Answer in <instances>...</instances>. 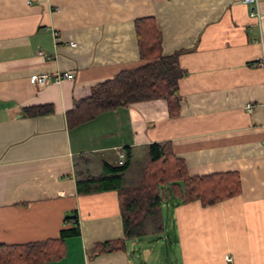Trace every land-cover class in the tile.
<instances>
[{
  "label": "crops",
  "instance_id": "crops-1",
  "mask_svg": "<svg viewBox=\"0 0 264 264\" xmlns=\"http://www.w3.org/2000/svg\"><path fill=\"white\" fill-rule=\"evenodd\" d=\"M141 19L158 31L152 56L177 53L184 71L178 115L154 99L68 128L75 101L146 61L135 33ZM262 58L264 0H0V245L57 238L75 214L79 235L45 264H161L163 250L173 264H264ZM56 72L73 77L33 82ZM44 104L53 112H24ZM154 142L169 143L189 177L235 174L238 192L203 205L165 187L163 230L124 239L116 191L77 194L74 165L80 155L119 162L128 146L136 158ZM122 239L116 251L91 254Z\"/></svg>",
  "mask_w": 264,
  "mask_h": 264
},
{
  "label": "trees",
  "instance_id": "trees-1",
  "mask_svg": "<svg viewBox=\"0 0 264 264\" xmlns=\"http://www.w3.org/2000/svg\"><path fill=\"white\" fill-rule=\"evenodd\" d=\"M135 33L140 58L146 61L95 84L87 97L75 101L65 114L68 128L118 107L154 99L166 102L171 117L178 115V80L184 71L178 65L177 53L152 56L158 45V31L150 19L136 21ZM24 112L39 116L52 113L53 108L50 104L29 106ZM122 154L121 163L105 159L97 163L90 155H80L74 165V176L77 194L116 191L124 239L163 230L161 205L165 187L183 203L199 200L203 205L216 203L238 192L235 174L189 177L184 162L172 153L166 142L146 145L143 154L136 158L130 146L122 148ZM94 165L99 167L97 172ZM65 221L71 225L60 229L57 238L0 245V264H45L60 259L65 252V239L80 233L75 214L66 216ZM123 243L122 239L96 244L91 254L116 251Z\"/></svg>",
  "mask_w": 264,
  "mask_h": 264
},
{
  "label": "built area",
  "instance_id": "built-area-1",
  "mask_svg": "<svg viewBox=\"0 0 264 264\" xmlns=\"http://www.w3.org/2000/svg\"><path fill=\"white\" fill-rule=\"evenodd\" d=\"M251 16L259 17L260 16V12L258 10L251 11ZM256 66L264 69V58L258 60V62H256ZM72 77H73V75H72L71 72H56L52 76H50L49 74L44 73V74H39V75L33 76V82L34 83H38V84L44 83V82L49 81V80H53V81L57 82V81H59L61 79H71ZM245 109L248 112H250L251 111V106L249 104H247L245 106ZM263 143H264V140H263ZM120 157L123 158V155L121 154ZM121 162H122V160H119V163H121ZM226 259H227L228 262L231 261L230 257H227Z\"/></svg>",
  "mask_w": 264,
  "mask_h": 264
},
{
  "label": "rangeland",
  "instance_id": "rangeland-1",
  "mask_svg": "<svg viewBox=\"0 0 264 264\" xmlns=\"http://www.w3.org/2000/svg\"><path fill=\"white\" fill-rule=\"evenodd\" d=\"M153 239V241H159L160 239H162L163 237H164V235H162L160 238H156V236L155 235H153V236H151ZM159 237V236H158ZM148 238H150V237H148ZM167 253V251L166 250H163L162 252H161V264H173L172 262H171V260H169L168 261V259H167V261L165 260V259H162V256H164L165 254ZM168 255H171V253L168 251ZM171 257H173V256H171ZM142 258H143V255H142Z\"/></svg>",
  "mask_w": 264,
  "mask_h": 264
}]
</instances>
